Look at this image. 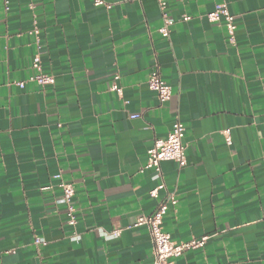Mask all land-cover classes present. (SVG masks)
<instances>
[{
    "label": "crops",
    "instance_id": "obj_1",
    "mask_svg": "<svg viewBox=\"0 0 264 264\" xmlns=\"http://www.w3.org/2000/svg\"><path fill=\"white\" fill-rule=\"evenodd\" d=\"M102 1L0 0V264H154L136 222L169 193L164 231L210 235L174 264H264V0H167L169 38L158 0ZM221 3L234 40L207 16ZM36 55L54 84L28 81ZM157 66L164 103L148 86ZM177 120L186 165L141 171Z\"/></svg>",
    "mask_w": 264,
    "mask_h": 264
},
{
    "label": "built area",
    "instance_id": "obj_2",
    "mask_svg": "<svg viewBox=\"0 0 264 264\" xmlns=\"http://www.w3.org/2000/svg\"><path fill=\"white\" fill-rule=\"evenodd\" d=\"M6 4L9 0H4ZM160 10L163 16V25L159 29L161 35L165 38H169L172 32V27L176 23V19L170 15L168 12V1L158 0ZM102 0H96V4H102ZM209 20L215 22L223 23L232 40L235 39V32L237 25L235 23V18L231 14L229 8L226 4H217L216 8L207 14ZM191 19V16L184 15L182 17L183 21ZM32 66L38 71V73L30 76L28 81H35L42 86H48L55 83V77L53 75L45 74L41 71V58L39 55L34 56ZM118 75L115 79H118ZM27 81L17 82L18 86L24 88ZM148 86L150 89L157 92L158 98L161 103L168 101L172 96L171 86L164 80L159 66L155 67L148 79ZM112 88L121 93L122 89L114 83ZM138 114L132 115V117H137ZM229 133V130L226 131ZM185 136V126L180 121L177 120L169 132L166 138H155L153 145L148 149V160L144 166H142L141 171L147 169H153L157 172H161V163L163 161L172 160L179 164L180 167H184L187 163L186 156V145L184 143ZM63 194L62 202L66 206L67 211V222L69 225L74 226L77 222V209L74 203V197L76 194L75 185L71 181H61L60 184ZM165 187L164 183H161L156 188L150 191L153 197L159 196V191ZM177 203V198L173 193L167 194L162 198L155 210L147 216H141L138 218L136 225H147L153 240V251L155 256L154 264H174V258L183 255L185 252L190 250H195L203 248L210 235H204L201 237H193L185 241H175L173 240L170 233L164 231L163 229V219L167 214L171 206ZM114 235H119L120 231L116 230L113 232ZM79 238L74 236V239ZM50 240L47 236H41L36 238V243H46Z\"/></svg>",
    "mask_w": 264,
    "mask_h": 264
}]
</instances>
